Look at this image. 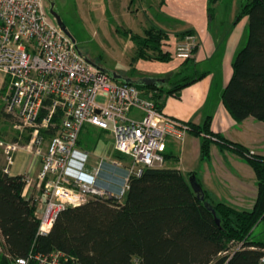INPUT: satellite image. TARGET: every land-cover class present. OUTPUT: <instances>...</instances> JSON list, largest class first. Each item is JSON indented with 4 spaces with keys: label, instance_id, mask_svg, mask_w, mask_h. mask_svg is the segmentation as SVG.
Here are the masks:
<instances>
[{
    "label": "trees",
    "instance_id": "trees-1",
    "mask_svg": "<svg viewBox=\"0 0 264 264\" xmlns=\"http://www.w3.org/2000/svg\"><path fill=\"white\" fill-rule=\"evenodd\" d=\"M220 1L210 0V10ZM242 2L241 18L248 17L250 22L249 40L234 61V73L222 102L236 123L249 118L264 123V0ZM130 37L141 59L173 62L174 52L164 47L169 33L152 26L145 36ZM206 75L184 77L171 90L160 88L153 99L162 110L163 95H176ZM6 88L4 85L1 89L0 102H4ZM147 88V92L157 89ZM5 117L10 116L2 111L1 139H6L1 123L7 122ZM186 126L201 139L202 159L210 158L215 144L247 160L258 184L253 210L216 203L204 190L205 202L211 204L215 216L194 192L190 178L195 173L185 175L166 166L146 167L141 176L131 178L122 201L91 200L69 208L60 214L47 236H40L35 194L25 196L27 185L22 175L10 176L0 165V264H16L17 259L31 254L57 251L73 257L78 264H264V242L252 240L254 230L264 221V156L251 155L245 147L214 133L211 117L202 125ZM17 139L18 134L14 137ZM228 251L233 252L223 256Z\"/></svg>",
    "mask_w": 264,
    "mask_h": 264
},
{
    "label": "built area",
    "instance_id": "built-area-1",
    "mask_svg": "<svg viewBox=\"0 0 264 264\" xmlns=\"http://www.w3.org/2000/svg\"><path fill=\"white\" fill-rule=\"evenodd\" d=\"M47 5V0H0V73L7 87L3 100L18 134L17 140L0 138V151L9 175L21 152L35 158L34 166L40 163L36 177L22 175L27 188L36 192L40 236H47L69 208L91 200L122 201L131 178L146 167H163L168 140H182L189 130L162 112L154 93L89 63ZM197 47L196 36L186 35L175 57L188 61ZM86 125L109 133L116 151L132 163L103 162L87 172L89 153L79 147ZM16 264L78 263L57 251L31 254Z\"/></svg>",
    "mask_w": 264,
    "mask_h": 264
},
{
    "label": "crops",
    "instance_id": "crops-1",
    "mask_svg": "<svg viewBox=\"0 0 264 264\" xmlns=\"http://www.w3.org/2000/svg\"><path fill=\"white\" fill-rule=\"evenodd\" d=\"M126 1L130 2V0ZM239 1L237 0L236 10L229 22L232 31L224 36L221 30L219 34H213L211 31L214 17L211 14L212 9L210 10V0H163L162 4L170 12L166 13L169 19L162 18L156 27L169 33L168 43L174 45L177 43L179 45L180 39L184 40L186 37L178 36L179 34L188 32L195 35L198 47L193 58L180 73L177 72L176 66H172L173 62L151 61L154 64L169 65V72L175 73L176 80L166 77L160 67L147 72V77L132 79L136 81L143 78L159 80L160 83L157 86H151L157 89L148 91L158 94L161 92L160 88L165 91L173 89L184 77L192 78L207 73L201 81L182 89L176 95H163L160 101L162 112L169 118L186 125H202L211 117L214 133L222 135L259 156H264V123L254 118L236 123L222 102L223 92L234 73V61L249 40V18H241L242 6H239ZM216 5L218 4L213 6ZM174 20H179L181 26L179 29L171 30L167 23H173ZM151 27L152 25L148 29ZM94 62L97 64L96 61ZM204 63L211 64L212 67L201 70L199 67ZM117 74L123 76L121 73ZM3 80V75L0 73V88ZM134 116L140 117V114L134 113ZM165 157L167 158L166 167L179 169L185 175L195 173L203 189L214 202H223L239 210H253L258 196V184L256 174L246 159L230 150L222 151L215 144L212 146L210 158L202 159L201 139L192 135L190 131L182 140L176 138L168 140ZM34 164V157L25 156L24 152H21L17 155L10 176L31 173L33 177H36L40 170V163L36 166ZM198 164L199 167L202 166L199 169V175L195 171ZM216 189L220 192L217 196L218 200L212 197V192ZM31 194L33 190L27 188L25 196L29 197Z\"/></svg>",
    "mask_w": 264,
    "mask_h": 264
},
{
    "label": "rangeland",
    "instance_id": "rangeland-1",
    "mask_svg": "<svg viewBox=\"0 0 264 264\" xmlns=\"http://www.w3.org/2000/svg\"><path fill=\"white\" fill-rule=\"evenodd\" d=\"M51 1L55 3L57 13L63 17L69 31L76 39L79 50L96 61L97 64L102 65L110 72L121 73L124 78L128 79L147 77V72L160 67L166 77L170 80H176L174 78L175 73L169 72V65L154 64L138 57V46L130 37L131 34L145 36V30L150 25H158L162 18L169 19L166 13L170 12L162 4L163 0H130L128 3L126 0ZM217 4L212 7L211 11L212 17H214L211 31L213 34H219L221 30L225 36L232 31L229 22H231V17L236 10L237 0H222ZM129 5L130 7H127ZM47 6L50 13L49 1ZM239 6H242L241 0ZM167 24H169L171 30L179 29L181 26L179 20ZM126 32L130 34H126ZM180 40L179 44L183 41ZM164 47L174 52L172 66H176L177 72L180 73L188 62L178 60L175 57L178 43L174 45L167 42ZM211 67V64L204 63L199 68L205 70ZM137 87L141 91H147L148 89L147 86L137 85ZM2 88L3 85H1L0 92ZM3 103L0 102V113L5 112ZM5 118L7 122L1 121V123L6 129V139L14 140V137L17 136L14 130V119L11 117ZM108 135L105 131L90 125H86L82 130L79 147L89 153V160L86 164L87 172L93 173L103 162L118 161L124 163V165L132 163L129 157L116 151L114 139L109 133ZM24 155L28 156L30 154L24 152ZM0 165L2 167L6 166L2 151H0ZM201 168L202 166L199 167L198 164L195 170L198 175ZM33 193H36L35 190ZM219 193V190L216 189L212 192V197L218 200ZM252 240L264 242V221L254 230ZM238 247H235V249Z\"/></svg>",
    "mask_w": 264,
    "mask_h": 264
},
{
    "label": "water",
    "instance_id": "water-1",
    "mask_svg": "<svg viewBox=\"0 0 264 264\" xmlns=\"http://www.w3.org/2000/svg\"><path fill=\"white\" fill-rule=\"evenodd\" d=\"M48 1L50 3V14H51V16L57 21V23L62 28V30L70 38H72L73 41L76 42L74 36L69 31V28H68L67 24L65 23L63 17L59 13H57L55 3H53L51 0H48ZM83 56L89 63L94 64L95 66L99 67L87 55H83ZM99 68H101L105 72H109L114 79L123 81L125 83H129V84H135V85H139V86L151 87V86H157L160 83L159 80H155V79H152V78H145V79H141V80L136 81V80H133V79L124 78L123 76H121V75H119V74H117L115 72H110L106 68H103V67H99ZM190 182H191V185H192V187L194 189V192L196 193L198 199L201 202L204 203L205 200H206L205 191H204L202 185L199 183L198 178L196 177V175H193L190 178ZM205 206L216 216V211L213 209V207L211 206L210 203L205 202ZM216 220H217V224L221 225V221L218 218Z\"/></svg>",
    "mask_w": 264,
    "mask_h": 264
},
{
    "label": "flooded vegetation",
    "instance_id": "flooded-vegetation-1",
    "mask_svg": "<svg viewBox=\"0 0 264 264\" xmlns=\"http://www.w3.org/2000/svg\"><path fill=\"white\" fill-rule=\"evenodd\" d=\"M48 1V0H47ZM138 81V80H137Z\"/></svg>",
    "mask_w": 264,
    "mask_h": 264
}]
</instances>
